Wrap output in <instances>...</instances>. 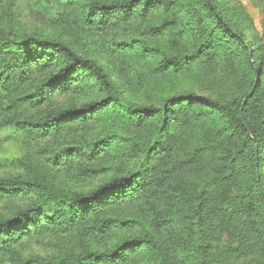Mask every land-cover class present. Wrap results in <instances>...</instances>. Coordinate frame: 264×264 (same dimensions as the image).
Returning <instances> with one entry per match:
<instances>
[{
    "label": "trees",
    "instance_id": "trees-1",
    "mask_svg": "<svg viewBox=\"0 0 264 264\" xmlns=\"http://www.w3.org/2000/svg\"><path fill=\"white\" fill-rule=\"evenodd\" d=\"M71 13L66 35L71 33L73 41L62 35L9 37L0 32V110L24 147L15 163L23 174L0 177V260L172 264L159 236L166 223L161 204L167 175L176 172L166 170L167 163L194 162L200 147L186 150L187 130L210 118L220 121L216 131L221 140L211 147L222 157V180L205 182L192 227L168 225L173 233L183 231L173 250L183 264H232L246 247L264 243V53L254 54L252 42L218 0H193L185 7L176 0H93ZM120 32L125 35L116 36ZM187 41L189 51L184 50ZM220 54L239 60L247 78L229 101L193 91L149 104H136L128 96L145 87V75L180 73L199 62L213 63ZM140 64L146 69L140 70ZM89 94L100 96L82 103L58 101ZM105 118L139 138H144L143 127L154 122L137 165L88 191L58 184V152L43 141L72 128L79 137L94 134ZM115 139H89L80 150L84 158L70 148L60 153L66 163L76 157L89 160L94 167L80 168L88 179L116 159ZM215 197L222 202L205 209L204 203ZM205 225H213L215 232L209 236ZM223 237L230 243L224 244ZM40 244L50 255L30 253ZM220 247L228 251L226 261L214 259L217 253L225 255Z\"/></svg>",
    "mask_w": 264,
    "mask_h": 264
},
{
    "label": "rangeland",
    "instance_id": "rangeland-1",
    "mask_svg": "<svg viewBox=\"0 0 264 264\" xmlns=\"http://www.w3.org/2000/svg\"><path fill=\"white\" fill-rule=\"evenodd\" d=\"M91 1L93 0H2L0 32L9 37L27 34L62 35L67 37L65 40L73 41L71 33L66 35L67 18H70L69 15L72 14V10L81 9ZM176 1L182 7L193 3V0ZM218 2L232 24L242 30L252 42L254 54L258 53L259 50L264 53V0H218ZM124 35L120 32L116 36L123 37ZM75 44L80 45L77 40ZM184 50L189 51V41L184 43ZM261 53L259 52V54ZM212 62H199L193 67H186L180 73H170L165 77L152 78L145 75V87L135 88L128 96L136 104H149L157 103L161 98L174 93L193 91L197 94L211 96L222 102L229 101L234 98L238 88L247 82V78L241 71L239 60L234 56L225 58L220 54L213 56ZM139 68L140 70L146 69L141 64ZM108 71L110 72L111 68ZM262 80L261 94H264V69ZM99 96V94H89L79 100L60 97L58 101L61 104L82 103L99 98ZM104 121L100 129L91 135L79 137L77 130L72 128L58 137L50 136L43 141V146L58 152L56 155L58 163L55 162L54 165L55 178L58 184H65L76 190L88 191L137 165L139 150L149 144L153 135L154 122L143 127L144 130L141 133L144 138H139L130 134L129 128L128 130L120 129L119 125L109 122L108 118H105ZM6 122H8V116L0 110V177L22 175L20 167L15 164L24 155L22 137L16 135L13 128ZM219 123L218 118H210L194 123L187 130L188 137L184 144L186 150H195L200 147L198 149L199 155L196 156L192 164L184 166L185 164L182 165L176 161H168L167 163L166 170H176V172L167 175L168 186L165 188V199L161 204L164 207V212L161 210L162 218L166 223L163 229L159 231V236L164 252L167 253L172 264H183L182 260L178 258L176 250H173L175 242H178L179 239L178 234L182 235L183 231L177 228L175 231L177 237H174L172 229L168 225L177 224L185 229L192 227L197 220V215H195L198 211L197 204L201 201L200 196L205 187V182L211 179L214 181L222 180L218 167L222 164V157L221 155L216 157L212 154L214 150L211 147L221 140L216 131V126ZM106 135L116 136V139L111 142L116 146V159L109 167L98 170L90 178L86 179L84 177L85 172L80 171V168L86 164L88 167H94L89 160L76 161L78 158L76 157L74 162L66 163L65 159L62 158L63 154L60 152L63 149L70 148L80 152L81 147L89 139ZM80 154L82 158L85 157L82 152ZM177 172H181V177L177 176ZM217 188L211 190L214 191ZM221 202L219 197L217 200L215 197L209 201V205L204 203V208L214 204L219 205ZM208 217L210 218L209 214ZM205 228L208 230L209 236L215 232L213 225L208 227L205 225ZM223 241L225 244L226 241L230 243L231 240L228 237H223ZM220 246L225 248L223 244ZM30 253L42 257L50 255V252L42 244L32 246ZM223 253L225 255L215 254L214 259L221 256L226 261L228 251H223ZM231 262L232 264H264V243L258 247H246L244 254L232 259ZM0 264L10 263L0 260Z\"/></svg>",
    "mask_w": 264,
    "mask_h": 264
},
{
    "label": "water",
    "instance_id": "water-1",
    "mask_svg": "<svg viewBox=\"0 0 264 264\" xmlns=\"http://www.w3.org/2000/svg\"><path fill=\"white\" fill-rule=\"evenodd\" d=\"M247 99H244V103L246 102Z\"/></svg>",
    "mask_w": 264,
    "mask_h": 264
}]
</instances>
